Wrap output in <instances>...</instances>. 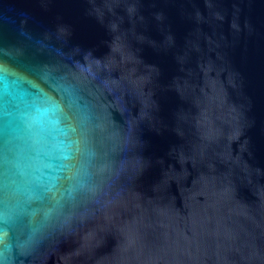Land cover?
<instances>
[{
  "label": "water",
  "instance_id": "water-1",
  "mask_svg": "<svg viewBox=\"0 0 264 264\" xmlns=\"http://www.w3.org/2000/svg\"><path fill=\"white\" fill-rule=\"evenodd\" d=\"M0 264H264V0H0Z\"/></svg>",
  "mask_w": 264,
  "mask_h": 264
}]
</instances>
